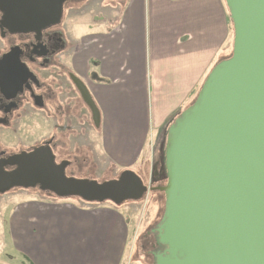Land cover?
<instances>
[{
	"label": "water",
	"instance_id": "1",
	"mask_svg": "<svg viewBox=\"0 0 264 264\" xmlns=\"http://www.w3.org/2000/svg\"><path fill=\"white\" fill-rule=\"evenodd\" d=\"M65 1L0 0V28L38 34L60 21ZM225 3L231 53L212 66L166 130V182L155 187L165 198L155 244L164 248L153 264H264V0ZM73 83L98 126L87 88ZM69 163L55 162L48 146L0 159V194L38 187L59 198L118 205L147 190L133 170L98 182L66 176Z\"/></svg>",
	"mask_w": 264,
	"mask_h": 264
},
{
	"label": "crops",
	"instance_id": "2",
	"mask_svg": "<svg viewBox=\"0 0 264 264\" xmlns=\"http://www.w3.org/2000/svg\"><path fill=\"white\" fill-rule=\"evenodd\" d=\"M116 2L115 16L108 4L91 19L92 0L73 19L74 67L100 114L97 163L144 175L166 123L190 102L225 46L232 48L231 23L224 0ZM79 25L85 30L77 35ZM113 208L39 206L34 213H45L38 218L45 230L13 244L30 264H122L119 243L128 236ZM29 214L14 218L19 236L22 225L35 221Z\"/></svg>",
	"mask_w": 264,
	"mask_h": 264
},
{
	"label": "flooded vegetation",
	"instance_id": "3",
	"mask_svg": "<svg viewBox=\"0 0 264 264\" xmlns=\"http://www.w3.org/2000/svg\"><path fill=\"white\" fill-rule=\"evenodd\" d=\"M68 1L72 0H67L62 4L60 21L40 29L38 34L35 31L12 34L0 28V159H6L23 151L30 152L40 146H48L51 154L54 155L55 162L72 161L67 154L66 157H64L65 154L62 155V152L68 151L66 145L71 142L68 133L72 130L70 120L75 119L79 125H86L84 108L88 107L74 85L73 78L80 80L93 101L94 99L85 79L74 67L73 47H76V44L69 40L67 28L62 25L66 12L82 13L86 10L87 3L83 2L77 6L73 5L74 3L68 4ZM96 2L101 3L102 0ZM99 10L97 8L94 10L93 18L97 15L96 12H102ZM38 112L47 122V127L44 126L46 130L44 128L45 131L43 130L39 137L23 142L24 138L18 136L15 139V135L10 134L16 133L20 124H28L25 122L26 119H32V125H37L35 119ZM91 125L95 126L93 122ZM59 133L64 141H58ZM10 136L15 142L10 143ZM58 143L62 145L60 148H58ZM13 168L14 166L10 165L4 166L5 170ZM162 173L160 170L158 175ZM141 179L143 184H147L144 178L141 177ZM151 187L152 185L147 187L144 194H149ZM159 221L154 224L155 227L153 225L150 228V232L154 234V240ZM155 247L151 251L153 254L164 248L161 245H155Z\"/></svg>",
	"mask_w": 264,
	"mask_h": 264
},
{
	"label": "rangeland",
	"instance_id": "4",
	"mask_svg": "<svg viewBox=\"0 0 264 264\" xmlns=\"http://www.w3.org/2000/svg\"><path fill=\"white\" fill-rule=\"evenodd\" d=\"M90 1L91 0H86V1L72 0V1H68V4L74 3L73 5L79 6L80 3L83 2L89 3ZM94 1H99V0H94ZM117 1H121L122 4V2L125 3L126 0H117ZM108 4H114V7L112 9L113 10L112 16H115L118 10V7H116L117 5L116 0H102L101 3H94V6L95 8L97 7V9H102L103 12L105 11L103 9L107 10L109 8V7H104V5H108ZM68 12H66L64 15L62 25L67 28L66 32L69 37V40L71 41L70 38L74 26L72 21L77 15H81L83 12L82 13L80 12L68 13ZM98 13L100 12H96L95 14ZM85 17L86 15H83V19H85ZM91 19H93V15ZM79 26L80 27L76 30L77 35L82 34L85 30L84 27H81V25ZM230 39H232V37H230ZM230 50H231V43H230V47L228 45L225 46V51L222 56L228 55L230 53ZM196 93L197 90L194 92L193 95L195 96ZM187 106L188 104L185 105V107ZM84 110L86 114V125L84 124L79 125L75 121V119L70 120L72 130H70L68 133L71 142L68 143L69 146L66 145L68 151L62 152V155L65 154L64 157H66L67 154L72 161L70 162V165H68L65 168V174L66 176H70L77 179H90V180H96L98 182H103L105 180L113 179L117 177V175L120 172L114 171V168L112 167H104L103 165L97 163L95 159L96 154L93 151L94 145L97 141L96 140L97 130H96V126L93 127L91 125L92 121L90 118V110L88 109V107H85ZM173 119L174 118H172L169 122H167L164 129H162L163 131L159 135V139H158L159 141L158 146L156 145L158 149L153 150L152 152L153 158L150 162H147V166L145 165L146 166L145 174L143 175L142 173V176H140L144 178L145 182L147 183L144 185L147 187L152 185V187L155 188L157 186H162L165 184V179L163 178L164 171L162 166L163 165L162 146H164V142H165V138H164L166 131L165 129H167L168 125L170 124V122L173 121ZM25 122H27L28 124L22 123L23 126L20 124L16 133L14 134L10 133L12 135H15V139L18 136L24 138L22 140L23 142H28L29 140L39 137V135L43 133V130L45 128L44 126L46 125L47 127V122L43 118V115L40 112L37 113V117L35 119V124L37 125L34 126L32 125V119L30 120L26 119ZM6 137H8V135H6ZM57 139L58 141L63 140V136L61 135V133H59ZM9 141L10 143L15 142L14 140H12L11 136L9 137ZM58 144H59L58 148H60V146L62 145L60 143ZM148 160L149 158H147V161ZM160 170H162L163 174L159 176L158 172ZM18 188L19 187L16 188L14 187L8 190L7 192L0 194V264H30V261L27 259V257L19 253L17 248L15 247V244L13 243L17 242V240L20 237L24 238V235L27 232L35 236L36 234L39 235L41 234L40 230L42 228H44L43 230H45L44 225L40 229V226L38 224V218L45 219V213H41V214L34 213L36 208L42 205L52 206V207L61 206V205L66 207L71 206L75 209L78 207H91V206L107 207V208L114 207L113 209L115 213H120L122 217L124 216V221L122 224L124 225V231L122 232L123 234L125 232L126 236H128L127 242L119 243L120 246H122V250H123L122 259L124 263L122 264L152 263L153 260V253L151 252L152 250L148 247L147 250L149 252L148 254L150 255V257H147L146 256L147 253L145 254L147 250H145L144 247H140L139 237L142 235L143 239H147L148 243L149 242L155 243V240L152 239L154 234L150 232V228L153 227V225L159 221V219L163 214V209H164L163 191H160L155 188L150 190L149 194L147 195L146 193L145 194L143 193L142 197L137 201L126 200L120 203L119 205H114L112 202L108 200L101 203H96V202L86 203L77 196L59 198L54 194H48L46 191H42L38 189V187L35 189L34 188L18 189ZM27 209H29L30 211H26ZM18 212L30 213L29 217L34 218L33 220H35L31 223L28 221L26 222V225L21 226L22 229L20 236L18 235V228L16 227V220L14 219L18 214ZM53 264H63V263H53Z\"/></svg>",
	"mask_w": 264,
	"mask_h": 264
},
{
	"label": "trees",
	"instance_id": "5",
	"mask_svg": "<svg viewBox=\"0 0 264 264\" xmlns=\"http://www.w3.org/2000/svg\"><path fill=\"white\" fill-rule=\"evenodd\" d=\"M230 23H231V37H232V36H233V28H232V22H231V20H230ZM229 55H230V54L225 55V56H223V58H224V57H228ZM199 87H200V85H199ZM199 87H198V88H199ZM198 88H196L197 91H198ZM196 90H195V91H196ZM194 98H195V96L193 95V98H192V100H190V102L193 101ZM165 130H167V129H165ZM165 137H166V131H165ZM165 137H164V138H165ZM163 148H164V146H162V158H163ZM162 158H161V159H162ZM163 171H164V174H163V173H162V174H163V178L165 179V170H164V167H163ZM153 238H154V237H153ZM153 238H152V239H153ZM139 240H140V241H139V242H140V243H139V244H140V247H144L145 250H147L148 247H149L151 250H153V249L156 248V247H155L156 244H155L154 242H149V243H148L147 239H143L142 235L139 237ZM147 243H148V244H147ZM145 247H146V248H145ZM145 250H144V251H145ZM136 253H137V251H136ZM136 253H135V254H136ZM146 253H147V254H146ZM148 253H149V252H148V250H147V251L145 252V254H146L147 257H150V255H149ZM143 255H144V254H143ZM151 256H152V254H151ZM144 264H145V263H144ZM147 264H148V263H147ZM149 264H153V260H152V263H149Z\"/></svg>",
	"mask_w": 264,
	"mask_h": 264
}]
</instances>
